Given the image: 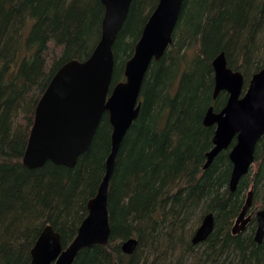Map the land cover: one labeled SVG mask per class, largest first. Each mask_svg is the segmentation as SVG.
Masks as SVG:
<instances>
[{
	"label": "trees",
	"instance_id": "1",
	"mask_svg": "<svg viewBox=\"0 0 264 264\" xmlns=\"http://www.w3.org/2000/svg\"><path fill=\"white\" fill-rule=\"evenodd\" d=\"M157 3L132 0L112 49L111 86L124 79V63ZM103 11L100 0H0V264H31L30 250L47 225L66 247L96 194L110 151L107 113L74 167L47 161L27 169L22 157L41 95L59 67L89 56ZM221 52L245 80L264 68V0H184L172 43L148 67L139 114L118 150L108 243L82 249L72 264H264L255 219L231 232L250 189L253 205L264 209L262 143L255 168L234 192L227 151L203 168L214 134L204 114L227 98L222 92L212 99V60ZM208 213L214 229L192 245L186 226ZM129 237L137 239L131 256L120 250Z\"/></svg>",
	"mask_w": 264,
	"mask_h": 264
},
{
	"label": "water",
	"instance_id": "2",
	"mask_svg": "<svg viewBox=\"0 0 264 264\" xmlns=\"http://www.w3.org/2000/svg\"><path fill=\"white\" fill-rule=\"evenodd\" d=\"M103 16L100 37L84 60L64 63L52 76L34 110L22 164L27 169L43 166L47 161L69 168L91 144L102 116L107 113L111 126L110 151L104 175L96 194L86 203L87 214L73 240L63 248L60 235L51 226L43 228L30 250L31 264H72L84 248L106 245L110 236L108 194L119 147L137 118L141 107V87L152 62H158L172 43L173 31L184 0H158L148 17L131 57L124 63V80L111 86L114 66L113 45L126 20L132 0H100ZM213 100L225 92V104L217 111L210 105L203 125L214 127L212 148L205 154L204 169L227 151L232 165L229 190L234 192L240 179L254 162L255 147L263 140L264 150V68L253 73L243 92L245 78L241 71L227 65L224 52L212 60ZM234 141V143H233ZM253 204V191L235 219L232 235L241 233L251 221L247 212ZM254 241L264 240V209L256 212ZM214 229L212 213L204 215L195 229L191 244L204 242ZM137 239L122 241L120 250L131 256ZM117 264V263H116Z\"/></svg>",
	"mask_w": 264,
	"mask_h": 264
},
{
	"label": "rangeland",
	"instance_id": "3",
	"mask_svg": "<svg viewBox=\"0 0 264 264\" xmlns=\"http://www.w3.org/2000/svg\"><path fill=\"white\" fill-rule=\"evenodd\" d=\"M244 78H245V76H244ZM248 79H249V77H247ZM248 79H246L245 80V85H244V87H243V92H244V90L246 89V83H247V81H248ZM255 166H256V163H254L253 165H252V169H254L255 168ZM261 208L260 207H258L257 205H253V206H251V208L249 209V211L247 212V215H250L251 216V219H255V215H256V212L257 211H259ZM201 222V221H200ZM200 222L196 225V223H194V222H191V223H189L187 226H186V229H188V231L189 232H191V231H195V229L199 226V224H200ZM248 225V224H247ZM192 232V233H193ZM193 235V234H192Z\"/></svg>",
	"mask_w": 264,
	"mask_h": 264
},
{
	"label": "bare ground",
	"instance_id": "4",
	"mask_svg": "<svg viewBox=\"0 0 264 264\" xmlns=\"http://www.w3.org/2000/svg\"><path fill=\"white\" fill-rule=\"evenodd\" d=\"M245 90H246V89H245ZM245 90H244V91H245ZM213 91H214V90H213ZM220 93H222V92H220ZM220 93H219V94H220ZM219 94H218V95H219ZM218 95H217V97H218ZM212 97H213V95H212ZM217 97H216V98H217ZM203 168H204V167H203ZM112 174H113V173H112ZM103 175H104V174H103ZM102 177H103V176H102ZM111 177H112V176H111ZM100 182H101V181H100ZM99 184H100V183H99ZM98 186H99V185H98ZM252 191H253V190H252ZM247 193H248V192H247ZM246 196H247V194H246ZM245 199H246V197H245ZM244 202H245V200H244ZM243 205H244V203H243ZM242 207H243V206H242ZM241 209H242V208H241ZM261 210H263V209H261ZM240 211H241V210H240ZM234 222H235V221H234ZM233 226H234V224H233ZM233 226H232V227H233ZM246 226H247V225H246ZM256 226H257V224H256ZM245 228H246V227H245ZM255 230H256V229H255ZM254 233H255V232H254Z\"/></svg>",
	"mask_w": 264,
	"mask_h": 264
},
{
	"label": "flooded vegetation",
	"instance_id": "5",
	"mask_svg": "<svg viewBox=\"0 0 264 264\" xmlns=\"http://www.w3.org/2000/svg\"><path fill=\"white\" fill-rule=\"evenodd\" d=\"M253 205V204H252ZM261 210V209H260ZM252 220V219H251ZM264 241V240H263Z\"/></svg>",
	"mask_w": 264,
	"mask_h": 264
}]
</instances>
